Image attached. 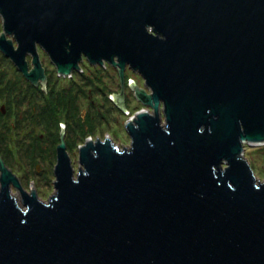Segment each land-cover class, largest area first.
I'll use <instances>...</instances> for the list:
<instances>
[{
    "label": "water",
    "instance_id": "95a60500",
    "mask_svg": "<svg viewBox=\"0 0 264 264\" xmlns=\"http://www.w3.org/2000/svg\"><path fill=\"white\" fill-rule=\"evenodd\" d=\"M3 53L34 87L92 66L144 106L131 145L65 131L45 201L0 158V264H264V0H0ZM8 36L12 38H7ZM15 43L17 48H15Z\"/></svg>",
    "mask_w": 264,
    "mask_h": 264
},
{
    "label": "rangeland",
    "instance_id": "374dc122",
    "mask_svg": "<svg viewBox=\"0 0 264 264\" xmlns=\"http://www.w3.org/2000/svg\"><path fill=\"white\" fill-rule=\"evenodd\" d=\"M3 32L0 16V34ZM39 51L48 80L46 88L32 86L0 52V158L30 190L39 188L49 201L56 193L54 170L61 133L65 131L75 174L80 167L79 147L87 139L104 141L109 136L127 148L131 139L126 121L144 109L128 84L145 86L140 75L126 71L123 111L113 101L122 91L115 68L92 66L84 60L81 72L75 71L71 78L58 77L49 57ZM245 156L251 158L257 179L264 181V145L245 146Z\"/></svg>",
    "mask_w": 264,
    "mask_h": 264
},
{
    "label": "flooded vegetation",
    "instance_id": "af4514ba",
    "mask_svg": "<svg viewBox=\"0 0 264 264\" xmlns=\"http://www.w3.org/2000/svg\"><path fill=\"white\" fill-rule=\"evenodd\" d=\"M3 112L5 113V110Z\"/></svg>",
    "mask_w": 264,
    "mask_h": 264
}]
</instances>
